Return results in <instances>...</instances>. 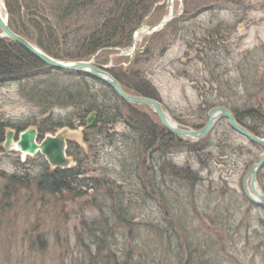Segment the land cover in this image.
<instances>
[{
  "label": "trees",
  "instance_id": "1",
  "mask_svg": "<svg viewBox=\"0 0 264 264\" xmlns=\"http://www.w3.org/2000/svg\"><path fill=\"white\" fill-rule=\"evenodd\" d=\"M160 1L3 0V4L9 28L48 56L60 60H88L100 50L97 60L107 63L105 53L116 48H129L133 32L141 24L151 25L155 21L153 14H148L155 10L153 4ZM229 1L237 4L236 0ZM227 10L232 12L234 8L227 7ZM239 12L237 9L235 18ZM185 18L183 16L176 22L171 20L161 32L145 36L144 46L136 51L141 52L146 61L159 59L171 41L178 39L187 48L185 54L192 53V58H186L191 61V72L196 74L199 71L197 63L203 64L209 76L218 80L216 87L203 89L199 87L205 80H193L190 69L179 72V76L198 82L196 90L204 98L194 109L197 120L178 122L179 125L201 128L211 108L224 106L239 125L262 137L264 111L257 96L264 90V47L234 54L235 49L229 48L228 44L220 45V40L228 35L224 27L228 22L211 24L209 19L208 29L209 24L201 27L203 22L194 17ZM185 21L187 25L192 23L185 26ZM120 59L125 58H113L114 67L109 73L123 90L162 102L158 88L142 75L143 71L134 66V61L128 68L116 67L115 63ZM228 60L234 61V74L231 75L227 68L222 69ZM222 73L226 77H222ZM11 84L16 85V95L24 105L30 106L31 112L23 122L13 126L0 118L1 153H9L1 148V144L5 129L10 127L17 131L34 127L39 139L61 128L73 130L81 127V141L85 148L67 142L66 153L73 161L69 168H52L39 153L27 156L23 161L16 157L11 162L14 171L2 174L1 198L6 197L5 194L13 196L32 183L40 198L48 195L60 202L72 200L79 210L88 202L91 210L102 217L89 220V223L83 220L85 227L89 226L97 250L86 254L89 264L91 260H97L96 264H193L197 260L199 264H219L216 262L218 253L212 246L201 250V257L198 256L197 260L193 254L183 258L180 250L186 252L197 239L207 240L206 231L201 232L197 227L200 233H196L197 228L190 229L195 215L202 220H211L209 224L212 226H226L222 227L224 232L231 228L230 223H223L222 209L216 198L211 197V193L209 197L203 193V189L217 190L210 175L217 164L222 165L226 157L236 152L235 141H247L231 129L225 119H219L198 141L181 140L161 125L150 108L121 100L108 85L87 73L50 67L18 44L3 38L0 39V88ZM211 93L214 96L211 97ZM90 113H94V119L87 126L86 118ZM116 124H122L123 130L116 131ZM180 157L182 161H179ZM256 160L252 158L246 162L247 170ZM118 181L121 185H116ZM257 181L261 184L260 171ZM262 188L264 191V186ZM218 191L220 196L227 197L223 191ZM84 196L89 197L84 203L76 201ZM200 197L207 198L205 204L200 203ZM240 198L251 203L244 192ZM145 207L150 210L146 225L159 248L150 240L143 246L147 249L143 252L139 245L142 234L138 230L136 233L140 235L127 236L132 249L118 250L114 254L108 243L113 239L109 237L113 228L108 219L114 215L121 226L125 223L129 227L137 215L141 216L136 213L137 209L143 211ZM227 207L223 208L226 213ZM104 214H107V220ZM210 215L215 216L213 220H208ZM169 218L177 228L169 225ZM223 229L210 232L220 235ZM179 233L180 240L176 237ZM196 235L199 238L196 239ZM171 244L178 248L176 252L171 250ZM100 247L107 252L99 255ZM134 247L136 252H132ZM225 247L223 245L222 249Z\"/></svg>",
  "mask_w": 264,
  "mask_h": 264
},
{
  "label": "rangeland",
  "instance_id": "2",
  "mask_svg": "<svg viewBox=\"0 0 264 264\" xmlns=\"http://www.w3.org/2000/svg\"><path fill=\"white\" fill-rule=\"evenodd\" d=\"M236 2L237 4L231 3L229 0H173V11L176 16L172 20L176 22L183 16L188 19L194 17L196 21L203 22L201 27L209 24V19L212 21L211 24L228 22L224 24L225 32L228 35L225 39L220 40L222 43L220 45L223 47V44H228L229 48L235 49L234 54L241 51H252L260 46L264 47V0H236ZM3 3V0H0L2 15L5 14ZM152 7L155 10L150 11L148 15L153 14L155 21L151 24L154 25L169 13L168 0L154 3ZM227 7L234 8V11L229 12ZM237 9L240 10V15L235 18ZM191 23L187 25L185 21V26H190ZM206 28L210 29V24ZM160 30L158 29V32H161ZM143 38L142 35H137L134 54L127 59L123 57L125 59H120L118 63H115V66L128 68L129 64L131 65L134 61V66L143 71L142 75L158 88L162 103L170 117H174L180 124L181 122L196 121L194 109L197 104L204 101V98L199 96L196 90L198 82L186 79L185 76H179V72L190 69V74L194 75L193 80L198 79L197 81L200 82L205 80L202 82L204 85L199 87L203 89H209V86L216 87L218 80L215 76H209L203 64L197 63L196 67L199 71L196 74L191 72L193 68L189 59L193 57L192 53L187 52L185 54L187 48L178 39L171 41L169 48L159 59L146 61L141 52H136L142 48ZM124 51L127 53L129 49ZM116 53L117 51H112L109 54ZM105 54L103 56L108 58L109 54ZM186 58L189 59L186 60ZM95 61L100 65H106V62H99L97 57ZM233 63V60H228L222 69L227 68L230 75L234 74ZM215 75L217 76V73ZM222 77L226 76L223 74ZM262 86L264 87V84ZM15 87L16 85L11 84L0 88V118L7 121V124H11V126L17 122H23L31 112L30 106L24 105L19 100L15 93ZM263 94L264 90L258 94L257 98L261 104H259L260 108L264 111ZM212 95L214 96L213 93L210 94L211 97ZM10 128L16 130L15 127ZM123 128L122 124L114 126L116 131H121ZM261 136L264 139V130ZM67 139L82 145L79 130L68 131ZM235 144L238 147L236 152L226 157L222 165L217 164L210 175V179L217 186V190L204 191L203 189L206 197H209L208 194L211 193L213 195L211 197L216 198L222 209V221L224 224L230 223L231 228L229 232H224L222 227L226 226L209 224L211 223L210 219H214V215L208 217L210 221L202 220L193 215L194 220H192L190 229L198 227L201 232L206 231L207 240L199 241L197 239L199 237L196 235V242L192 246L186 247V252L181 253L180 250V256L182 255L183 258L193 254V258L197 260L198 256L201 257V250H205L206 246H212L215 253H218L216 262L219 261L217 262L219 264H264V206L243 202L240 198L243 192L241 188L243 178L247 172L246 162L252 158L258 159L262 154V148L251 146L243 139L236 140ZM12 152L6 155L0 152V184L3 179L2 174L4 176L5 173L14 171L11 166L12 160L17 157L23 161L26 158L19 152L14 151L16 154H12ZM182 159L180 157L179 161ZM204 174H207L206 171ZM260 181L261 184H258L263 189L264 166L260 169ZM116 185H121V182L118 181ZM219 189L227 197L220 196ZM2 196H0V264H89V258L86 259L85 257L86 254L88 252L95 253L97 250H95L96 243L91 237L89 226L85 227L86 223L83 220H88L89 223V220H100L102 217L98 216L99 214L95 210H91L88 202L87 206L79 210L77 205L71 202L72 200L66 199V201L60 202L48 195L40 198L33 189L32 183L25 190H20L13 196L5 194L6 197L1 198ZM65 198L67 197L65 196ZM86 199L89 197L84 196L81 199H76V201L82 204L84 200L87 201ZM206 201L207 198L200 197V203L205 204ZM226 206L229 208L227 213L225 210L223 211ZM136 213L141 216L137 215L136 219L129 223V227L125 223L121 226L114 215L108 219L111 228H113L109 236L113 239L108 243L114 254L118 253V250L129 251L132 249V245H128L127 242L128 235L136 237L142 234L139 245L143 248V252L147 251L143 246L150 240L153 241L154 247L159 248L146 225L150 210L145 207L143 211L137 209ZM83 217L84 219H82ZM106 217L107 214H104L105 219ZM167 220L172 228H177L172 218ZM199 229L196 233H200ZM218 229H223L220 235L210 232L213 230L219 232ZM138 230L140 234L136 233ZM78 233L81 235L77 237ZM176 237L180 240V233ZM172 243H175V239ZM173 244H171V250L176 252L178 248ZM223 245L226 246L225 249H222ZM134 248L135 250L132 252L137 251V248ZM192 249H194L193 252H189ZM106 252L102 247L98 250L99 255ZM95 261L97 260H91L90 264H96ZM193 264H199L198 260Z\"/></svg>",
  "mask_w": 264,
  "mask_h": 264
},
{
  "label": "water",
  "instance_id": "3",
  "mask_svg": "<svg viewBox=\"0 0 264 264\" xmlns=\"http://www.w3.org/2000/svg\"><path fill=\"white\" fill-rule=\"evenodd\" d=\"M169 13L162 17L157 23L151 26H142L137 29L132 37V46L129 53H123L119 50V56H130L133 54L136 46L134 36L138 33H153L156 30L163 27L169 20L175 17L176 13L173 11V0H168ZM0 38H6L10 41L18 44L20 47L24 48L28 53L34 56L39 61L44 64L62 70L71 71H81L87 73L88 75L99 79L100 81L107 84L113 89L116 95L125 102L149 106L154 111V113L159 118L162 126L175 136L186 139V140H198L204 137L217 120L221 118L227 119V122L231 129L237 132L239 135L243 136L245 139L251 143L257 144L262 147V154L259 159L251 165V167L246 172L243 178V190L246 197L253 203L264 204V193L260 189L257 183V173L264 166V139L253 135L243 126L239 125L232 113L223 106L214 107L209 110L207 114V121L199 129H190L179 127L174 121L169 122V116L163 107V105L156 101L155 99L128 94L119 85V83L107 72L108 66L99 65L94 62V58L97 54L93 56L88 61H66L54 59L46 55L39 48L28 42L25 38L14 33L7 25L6 14L2 15L0 11ZM264 95V94H263ZM264 98V96H263ZM94 114L91 113L87 119V125H91L93 122ZM67 130L62 129L55 133L54 135H47L41 141L37 142V133L34 128H27L16 134L13 130L8 129L4 135V142L2 149L5 151L16 150L23 155H33L39 152L45 157L47 162L53 167H68L70 165V159L65 154V144L67 140ZM248 182V184H247Z\"/></svg>",
  "mask_w": 264,
  "mask_h": 264
},
{
  "label": "bare ground",
  "instance_id": "4",
  "mask_svg": "<svg viewBox=\"0 0 264 264\" xmlns=\"http://www.w3.org/2000/svg\"><path fill=\"white\" fill-rule=\"evenodd\" d=\"M0 11H1V6H0ZM168 120H169V122H171V119L170 118Z\"/></svg>",
  "mask_w": 264,
  "mask_h": 264
}]
</instances>
